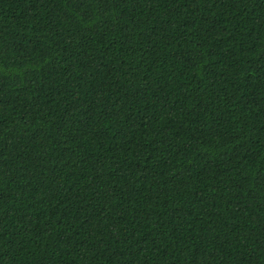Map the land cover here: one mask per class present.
Returning <instances> with one entry per match:
<instances>
[{"label": "trees", "instance_id": "1", "mask_svg": "<svg viewBox=\"0 0 264 264\" xmlns=\"http://www.w3.org/2000/svg\"><path fill=\"white\" fill-rule=\"evenodd\" d=\"M0 264H264V0H0Z\"/></svg>", "mask_w": 264, "mask_h": 264}]
</instances>
